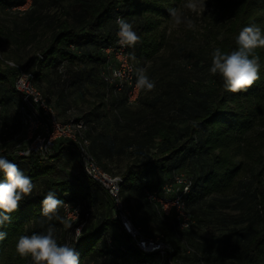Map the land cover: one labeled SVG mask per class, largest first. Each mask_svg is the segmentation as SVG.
I'll return each instance as SVG.
<instances>
[{"label":"trees","instance_id":"obj_1","mask_svg":"<svg viewBox=\"0 0 264 264\" xmlns=\"http://www.w3.org/2000/svg\"><path fill=\"white\" fill-rule=\"evenodd\" d=\"M182 1L33 0L29 10L15 12L25 0H0V137L7 143L20 126L25 130L17 69L4 61L22 68L31 63L28 71L47 101L42 84L49 88L54 78L62 87L58 100L66 94L74 98L77 112L66 121L84 122L91 155L103 170L122 178L120 198L144 236L170 244L177 264H264V48L255 50L260 79L245 91L228 92L222 78L209 73L214 49L235 50V38L247 25L264 31V0H210L212 12L201 40L188 35L178 41L168 36L167 24L169 9L178 10ZM118 16L141 38L131 49L136 72L144 68L155 81V88L142 90L133 105L125 89L117 91L103 78L104 51L115 44ZM5 156L35 187L12 214L11 224L0 228L7 233L0 240V264H33L15 246L19 236L46 230L40 210L49 191L65 205L79 207L71 228L64 226L65 205L58 209L60 219L51 223L57 242L71 244L80 264L155 258L137 251L113 220L112 198L83 172L73 144L58 141L48 158ZM123 161L124 170L114 171L113 165ZM177 174L191 181L185 198L194 225L187 231L178 230L174 219L148 198ZM216 225L232 228L222 238L201 235L202 228Z\"/></svg>","mask_w":264,"mask_h":264},{"label":"built area","instance_id":"obj_2","mask_svg":"<svg viewBox=\"0 0 264 264\" xmlns=\"http://www.w3.org/2000/svg\"><path fill=\"white\" fill-rule=\"evenodd\" d=\"M32 2L33 0H25L22 6L15 7L12 11L25 12L30 9ZM131 49L121 47L116 39L115 44L104 51L107 68L103 72V78L109 84L116 85L117 91L125 89L128 103L133 105L138 102L142 89L136 86V69L129 55ZM7 64L17 69L15 87L25 105L23 124L31 143L24 154L48 158L58 141L73 144L83 172L112 198L113 220L120 224L137 251L147 256H155L154 259L146 261L131 258L126 264H177L174 249L170 244L160 237L144 236L141 229L132 222L130 212L120 198L122 178L103 170L91 155L90 142L84 135L86 130L84 122L76 121L74 117L69 121H60L43 91L34 84L33 74L12 62ZM190 190L191 181L184 174H177L170 183L163 186L160 192L148 193V198L165 216L174 219L178 230L187 231L194 225L185 198ZM65 211L79 219V207L65 205ZM77 228L82 230L83 225Z\"/></svg>","mask_w":264,"mask_h":264},{"label":"clouds","instance_id":"obj_3","mask_svg":"<svg viewBox=\"0 0 264 264\" xmlns=\"http://www.w3.org/2000/svg\"><path fill=\"white\" fill-rule=\"evenodd\" d=\"M186 7L195 8L189 3ZM205 8V4L203 5ZM169 15L179 25L184 22L182 15L175 8L169 9ZM115 24L117 43L124 48H132L140 42L141 38L133 29V25L123 17H116ZM189 27L193 26L187 20ZM238 46L231 52H223L216 48L211 53L209 73L219 75L223 80V87L228 92L245 91L260 79V57L255 54L258 48H264V31L255 23L243 27L235 38ZM129 55L135 59L134 53ZM136 86L142 90L152 91L155 81L146 74V69L139 68L136 72ZM107 78V77H106ZM0 173L4 179L0 180V228L12 222V214L16 212L21 201L30 196L34 190L32 178L25 175L17 164L7 156L0 154ZM40 210L42 226L47 222L44 232H33L31 235H21L16 242V252L21 257H31L33 264H80V256L76 249L69 243L60 244L55 237L56 228L51 223L60 219L58 209L65 205V201L57 198L54 191L44 195ZM66 228H71V223L65 222ZM80 228H76L79 236ZM7 233L0 231V240H4Z\"/></svg>","mask_w":264,"mask_h":264},{"label":"rangeland","instance_id":"obj_4","mask_svg":"<svg viewBox=\"0 0 264 264\" xmlns=\"http://www.w3.org/2000/svg\"><path fill=\"white\" fill-rule=\"evenodd\" d=\"M209 2L210 0H183L182 3L178 7V13L182 15L184 22L177 25L172 19V21H170L167 24L168 36L173 40L182 41L183 39H186L188 35H192L196 37L197 39L201 40L202 35H204L206 32L205 31L206 30L205 27L207 26L206 20H208L206 15L211 16L210 13L212 12V9L208 7ZM189 3L195 5L196 7L195 8L186 7V5ZM204 4H205V8H203ZM187 20H191L193 22L192 27L188 26ZM207 40H209V42H212L210 37ZM4 62H5L4 65L6 66L8 65L7 62H14V61L5 60ZM30 66H31V63L26 64V62H24V69L28 70ZM49 83L51 84L50 87L48 88L49 92H46L45 90V92L49 95L47 97L49 105L54 109L60 121L65 122L69 117L76 114L77 111L75 110L78 109V106L74 98L71 96H67V94L65 95L64 99L61 98L60 101L58 100L59 97H57V95L62 87H61V83L59 82L57 78H54V80L51 79ZM45 85L47 87L49 86V84L46 82H45ZM56 99L58 100V102H60V104H58V102L56 101V103L58 104L57 106H55V102L53 101ZM66 102L70 103V106L68 107V109L65 108ZM58 107H61V109ZM7 137L9 138V136L7 135L4 140H6ZM11 138L12 140L9 139L7 143H5V141L1 140V137H0V154L5 155L8 153H13V152L18 153V154H24L25 150L21 151V149L27 146L29 147L31 143V141L28 139L26 131L20 126V128L18 129V132L15 133ZM113 167H114V171L121 173L125 168V161L120 162L117 165H113ZM230 194H232V192ZM130 203H131V206L135 204L132 199ZM226 214H227V218L231 220L232 211H228L226 212ZM139 217H140V214H139ZM74 221H77L76 216H73L72 214H69L68 212H66L64 226H65V222L71 223L72 225ZM217 226L223 229H217L218 228ZM150 227L154 228V225L151 224ZM216 227L217 228H214V227L202 228L201 235L205 238H210V237L222 238L224 234H229L231 230L230 228H232L230 226L224 227L220 225H216Z\"/></svg>","mask_w":264,"mask_h":264},{"label":"crops","instance_id":"obj_5","mask_svg":"<svg viewBox=\"0 0 264 264\" xmlns=\"http://www.w3.org/2000/svg\"><path fill=\"white\" fill-rule=\"evenodd\" d=\"M42 89L45 91L46 90V92H49L48 91V87L43 83L42 84ZM47 96H49L48 94H47ZM57 100V99H56ZM56 100H53L54 102H55V106H57V103H56ZM58 108H60L61 109V107H58ZM59 110V109H58Z\"/></svg>","mask_w":264,"mask_h":264}]
</instances>
